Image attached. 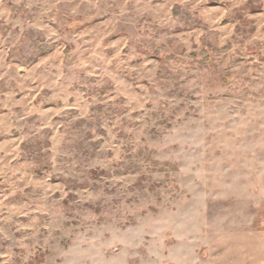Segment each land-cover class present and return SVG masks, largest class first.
Segmentation results:
<instances>
[{"label": "rangeland", "instance_id": "374dc122", "mask_svg": "<svg viewBox=\"0 0 264 264\" xmlns=\"http://www.w3.org/2000/svg\"><path fill=\"white\" fill-rule=\"evenodd\" d=\"M0 264H264V0H0Z\"/></svg>", "mask_w": 264, "mask_h": 264}]
</instances>
